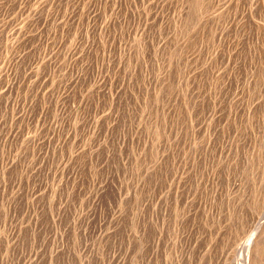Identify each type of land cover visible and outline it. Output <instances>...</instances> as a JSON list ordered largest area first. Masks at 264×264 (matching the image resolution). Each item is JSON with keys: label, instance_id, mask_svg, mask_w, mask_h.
<instances>
[{"label": "rangeland", "instance_id": "obj_1", "mask_svg": "<svg viewBox=\"0 0 264 264\" xmlns=\"http://www.w3.org/2000/svg\"><path fill=\"white\" fill-rule=\"evenodd\" d=\"M0 264H264V0H0Z\"/></svg>", "mask_w": 264, "mask_h": 264}]
</instances>
